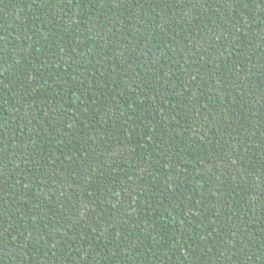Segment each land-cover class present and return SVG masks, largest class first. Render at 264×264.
Masks as SVG:
<instances>
[{"label": "trees", "instance_id": "16d2710c", "mask_svg": "<svg viewBox=\"0 0 264 264\" xmlns=\"http://www.w3.org/2000/svg\"><path fill=\"white\" fill-rule=\"evenodd\" d=\"M0 264H264V0H0Z\"/></svg>", "mask_w": 264, "mask_h": 264}]
</instances>
